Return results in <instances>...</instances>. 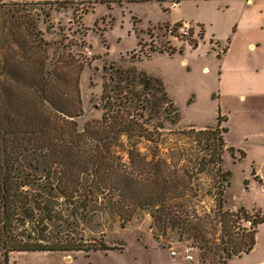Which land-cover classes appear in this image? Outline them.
<instances>
[{"label": "trees", "instance_id": "16d2710c", "mask_svg": "<svg viewBox=\"0 0 264 264\" xmlns=\"http://www.w3.org/2000/svg\"><path fill=\"white\" fill-rule=\"evenodd\" d=\"M26 4L0 5V264L12 253L122 251L104 241L103 230L98 240L84 230L101 223L124 229L142 212L155 242L175 232L201 252V264L208 254L217 259L209 263L228 264L250 253L264 212L224 209L232 177L224 154L234 152L226 146L225 120L190 125L174 133L186 147L165 150L159 144L165 123L177 125L181 117L161 80L110 64L101 118L78 130L84 66L71 54L56 61L52 54L48 62L35 22L7 9ZM212 171L209 187L217 198L207 212L197 199L201 177Z\"/></svg>", "mask_w": 264, "mask_h": 264}, {"label": "rangeland", "instance_id": "374dc122", "mask_svg": "<svg viewBox=\"0 0 264 264\" xmlns=\"http://www.w3.org/2000/svg\"><path fill=\"white\" fill-rule=\"evenodd\" d=\"M27 1L33 0H0V5L9 2L27 3L19 8L7 9L19 10L20 14L35 22L37 30L42 34L41 38L48 44V62L52 54L53 61L60 55L67 57L71 54L74 64L81 63L84 66L79 78L82 116L75 119L78 130L81 131L86 122L101 118L103 77L110 64L116 65V68L134 66L136 70L161 80L165 92L180 113L179 124L170 126L165 123L166 129L159 137V144L165 150L185 146V139L174 133L187 129L190 125H195L196 129L213 126L218 116H222V120L226 119L225 127L221 123V127L227 130L226 142L246 150L251 157L233 165L235 152L224 154V170L232 172L230 186L222 197L226 203L224 209L233 212L236 211L235 207L242 206L264 212V191H260L258 185L256 188L252 184H244L245 180H251L252 160L264 158V150L259 148L264 146V99L256 102L255 109L253 102H247L249 106L241 105L232 99L219 97L218 81L214 77L212 80L208 77L212 83L203 85L199 75L201 65L196 66L191 55H188L187 62L192 70L188 71L183 64L185 59L179 55V51L186 44L193 47L194 41L166 39L163 37V27L167 23L148 27L146 30L140 29L138 20L142 27H146L149 22L168 19L169 11L164 4L160 6L157 2L142 1L107 5L101 3V0ZM183 12L185 8L182 9ZM194 88L199 89L195 98L192 96ZM210 92L214 95L209 94ZM255 110L258 114H253ZM258 131H263V134H258ZM213 177V171L201 177L202 187L197 199L199 210L204 208L208 212L215 206L217 192H212L209 187ZM102 225L104 224L101 223L99 228L94 224L89 225V229H85L83 233L98 240V232L103 230L104 241L122 251H96L88 255L82 252L12 253L8 264H201V252L195 247L191 251L193 260H185V250L193 244L184 238L179 239L175 232L167 233L165 237H160L159 243L155 242L146 212L136 215L124 229L118 223L110 228H103ZM243 227L248 228V225H241ZM235 232L240 233L238 230ZM258 241L260 244L255 252L243 259H232L228 264H256L257 261L264 260V227L257 230L256 243ZM171 251L175 252L174 256ZM209 259L217 261L216 257L208 254L206 264H211Z\"/></svg>", "mask_w": 264, "mask_h": 264}, {"label": "crops", "instance_id": "0c3cea01", "mask_svg": "<svg viewBox=\"0 0 264 264\" xmlns=\"http://www.w3.org/2000/svg\"><path fill=\"white\" fill-rule=\"evenodd\" d=\"M37 1L46 0L27 2ZM117 1L122 4H135L142 1L156 3L159 0ZM162 1L163 3H157L161 6L165 0ZM183 8H185V12L182 13ZM175 13L178 16L174 17ZM174 22H189L202 28L201 42L193 47L186 44L182 53L179 54L184 57L183 64L188 71L192 70L187 62L188 55H191L192 62L196 66L201 65L200 71L199 67L195 69L199 71L203 85H210L212 77H214L218 81L217 93L219 97L232 99L241 105L253 102V107L256 109V102L264 99V0H182L175 9L169 11L168 19L149 22L146 27H142L138 20V25L140 29L146 30L148 27ZM208 77H211V80ZM197 92H199L198 88L192 89L193 98ZM209 94L214 95L212 92ZM256 111L253 114H258ZM222 124L225 127L226 122L224 121ZM258 134H263V131H258ZM262 138L264 139V137ZM226 146L233 148L235 152L233 165L251 157L249 153L245 152L246 150H241L238 146L233 147L227 142ZM259 148L264 150L262 145ZM241 154L244 157H241ZM251 164V180H245L244 184L246 186L252 184L256 188L258 185L260 191L263 192L264 158L254 159ZM227 171L231 172L229 169ZM239 207H235V209ZM261 227L264 225L259 226V228ZM259 244L258 241L250 253L235 258L243 259L252 254ZM256 264H264V260L257 261Z\"/></svg>", "mask_w": 264, "mask_h": 264}, {"label": "built area", "instance_id": "2783aa9c", "mask_svg": "<svg viewBox=\"0 0 264 264\" xmlns=\"http://www.w3.org/2000/svg\"><path fill=\"white\" fill-rule=\"evenodd\" d=\"M182 0H165L164 6L166 10L170 11L175 9ZM202 28L200 26H194L189 22H174L167 23L163 27V37L168 40H192L194 45L201 42L202 39ZM217 47L216 45H213ZM192 247H187L185 250V260L192 261L193 257L191 255ZM171 255L174 256L175 252L171 251Z\"/></svg>", "mask_w": 264, "mask_h": 264}]
</instances>
